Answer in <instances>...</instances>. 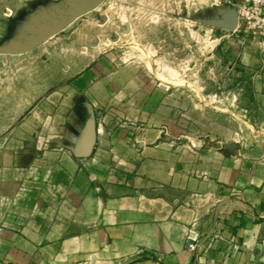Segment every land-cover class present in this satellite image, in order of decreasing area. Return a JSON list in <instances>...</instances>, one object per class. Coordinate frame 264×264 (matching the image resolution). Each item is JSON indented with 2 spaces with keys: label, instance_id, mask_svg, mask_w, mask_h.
<instances>
[{
  "label": "crops",
  "instance_id": "crops-1",
  "mask_svg": "<svg viewBox=\"0 0 264 264\" xmlns=\"http://www.w3.org/2000/svg\"><path fill=\"white\" fill-rule=\"evenodd\" d=\"M235 56V120L111 54L37 95L0 144V264H264V46Z\"/></svg>",
  "mask_w": 264,
  "mask_h": 264
},
{
  "label": "rangeland",
  "instance_id": "rangeland-1",
  "mask_svg": "<svg viewBox=\"0 0 264 264\" xmlns=\"http://www.w3.org/2000/svg\"><path fill=\"white\" fill-rule=\"evenodd\" d=\"M243 1L7 0L13 10L0 22V144L37 95L73 80L99 54L186 89L226 119L244 118L235 55L258 43L210 24Z\"/></svg>",
  "mask_w": 264,
  "mask_h": 264
},
{
  "label": "built area",
  "instance_id": "built-area-1",
  "mask_svg": "<svg viewBox=\"0 0 264 264\" xmlns=\"http://www.w3.org/2000/svg\"><path fill=\"white\" fill-rule=\"evenodd\" d=\"M238 14V25L234 32L246 34L258 44L264 46V0H244L236 7ZM189 251H196V235L188 238Z\"/></svg>",
  "mask_w": 264,
  "mask_h": 264
},
{
  "label": "water",
  "instance_id": "water-1",
  "mask_svg": "<svg viewBox=\"0 0 264 264\" xmlns=\"http://www.w3.org/2000/svg\"><path fill=\"white\" fill-rule=\"evenodd\" d=\"M233 3H240L242 0H231ZM213 27L232 32L238 25V14L235 6L229 7L221 20L217 23H210Z\"/></svg>",
  "mask_w": 264,
  "mask_h": 264
}]
</instances>
